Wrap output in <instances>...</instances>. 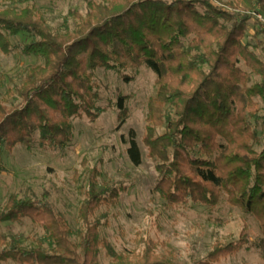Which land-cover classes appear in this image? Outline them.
Wrapping results in <instances>:
<instances>
[{
	"label": "trees",
	"instance_id": "trees-1",
	"mask_svg": "<svg viewBox=\"0 0 264 264\" xmlns=\"http://www.w3.org/2000/svg\"><path fill=\"white\" fill-rule=\"evenodd\" d=\"M230 2L246 9L259 4L264 11V0ZM222 5L220 0H92L84 12L70 9V23L58 28L33 4L0 9V52L18 49L39 60L0 93V144L11 151L17 144L30 147L37 138L39 147L57 149L73 139L74 118L99 116V68L128 81V69L149 65L156 89L147 100L141 140L158 173L153 190L167 208L189 202L215 207L224 196L227 204L255 217L264 252V113L258 103H264V59L255 52L260 48L264 56V42H244L249 16ZM23 32L31 41L13 46L11 37ZM252 75L261 81L251 83ZM116 105L123 123L125 97L119 95ZM127 142L130 161L139 165L137 143ZM97 175L94 170L80 187L75 239L46 194L9 195L0 222L28 218L42 226L49 244L39 239L24 246L0 233V263L101 264L105 250L108 264H180L151 237L141 238L140 249L119 252L100 237L94 215L115 205L120 191L98 186ZM240 235L230 244L215 242L197 264H219L236 253L248 243L245 227Z\"/></svg>",
	"mask_w": 264,
	"mask_h": 264
},
{
	"label": "rangeland",
	"instance_id": "rangeland-1",
	"mask_svg": "<svg viewBox=\"0 0 264 264\" xmlns=\"http://www.w3.org/2000/svg\"><path fill=\"white\" fill-rule=\"evenodd\" d=\"M87 1L92 0H0V9L33 4L43 12L48 24L58 28L70 23L67 18L70 9L84 12ZM230 1L220 0L226 10L249 16L243 41L264 42L262 25L247 11L251 8ZM256 6L264 15L260 5ZM30 41L31 37L24 32L11 37L13 46L21 47ZM255 52L264 59L260 48ZM37 63L35 56L24 55L18 49L9 54L0 52V93L4 94L10 79L19 76L26 66ZM126 73L131 80H124L115 71L103 68L96 71L95 82L100 95L96 106L101 112L95 120L85 116L74 118V137L70 142L54 150L39 147L37 138L30 147L17 144L11 151L0 144V210L11 194L32 199L46 194L49 203L70 225L72 239H75L79 227L77 213L83 198L80 187L87 185L96 170L98 186H115L120 191L115 205L102 206L93 218L101 223L100 237L116 252L140 249L141 238L151 237L163 243L159 251L172 252L180 264H197L215 242L238 241L245 227L249 233L246 235L248 243L219 264H264V252L258 248L260 228L251 213L239 206H230L224 196L215 207L189 202L167 208L153 190L158 173L141 138L147 100L156 89L155 75L149 65L130 68ZM259 81L261 77L252 75L251 83ZM119 95L125 97L127 108L123 123L118 120ZM258 103L260 112L264 113V103ZM130 138L139 147V165H134L127 154ZM0 233L16 238L24 246L35 245L39 239L45 241V246L49 244L42 226L28 218L0 222ZM99 258L101 264H108L105 250H101Z\"/></svg>",
	"mask_w": 264,
	"mask_h": 264
},
{
	"label": "built area",
	"instance_id": "built-area-1",
	"mask_svg": "<svg viewBox=\"0 0 264 264\" xmlns=\"http://www.w3.org/2000/svg\"><path fill=\"white\" fill-rule=\"evenodd\" d=\"M249 14L251 15V17L255 18L257 21L260 22V24L262 25L263 29H264V15L259 11V9L257 7H255L254 9L248 10Z\"/></svg>",
	"mask_w": 264,
	"mask_h": 264
}]
</instances>
